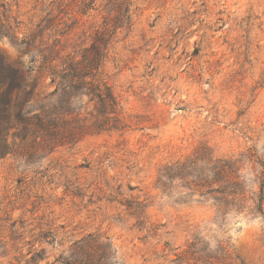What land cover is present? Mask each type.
Instances as JSON below:
<instances>
[{
  "label": "rangeland",
  "instance_id": "obj_1",
  "mask_svg": "<svg viewBox=\"0 0 264 264\" xmlns=\"http://www.w3.org/2000/svg\"><path fill=\"white\" fill-rule=\"evenodd\" d=\"M129 1L117 27L113 0H0V53L40 97L103 37L119 118L52 151L10 129L0 264H264V0Z\"/></svg>",
  "mask_w": 264,
  "mask_h": 264
},
{
  "label": "trees",
  "instance_id": "obj_2",
  "mask_svg": "<svg viewBox=\"0 0 264 264\" xmlns=\"http://www.w3.org/2000/svg\"><path fill=\"white\" fill-rule=\"evenodd\" d=\"M80 1L84 8H89L95 0ZM112 4L114 7L109 9V12H115L112 25L119 24L117 27H122L129 22L132 2L113 0ZM104 24L102 34L108 31L109 23L104 21ZM5 27L9 25L0 21V31ZM103 41V37L95 39L89 47V53H84L71 66L62 69L51 68V82L55 83V88L43 97L35 92L36 84L30 71H23L22 66L9 62L0 53V158L12 152L8 143L10 129H15L23 143H28L30 148L52 151L58 146L76 144L90 130L100 132L119 128L115 123L119 119L115 98L107 91L105 85L102 88L94 82L102 55L100 44ZM22 43L25 41L22 40ZM79 92L90 97L89 101L96 98V114L87 112L81 116L79 112L71 109L70 104L74 102L71 98L77 97ZM24 154L28 159L33 156L30 150ZM173 168H183V164ZM173 168L166 166L161 170L160 176H167L168 171ZM223 170L224 166H221L220 171Z\"/></svg>",
  "mask_w": 264,
  "mask_h": 264
}]
</instances>
